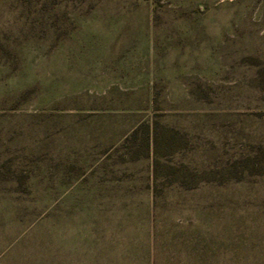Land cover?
<instances>
[{"label":"rangeland","instance_id":"obj_1","mask_svg":"<svg viewBox=\"0 0 264 264\" xmlns=\"http://www.w3.org/2000/svg\"><path fill=\"white\" fill-rule=\"evenodd\" d=\"M0 264H264V0H0Z\"/></svg>","mask_w":264,"mask_h":264}]
</instances>
